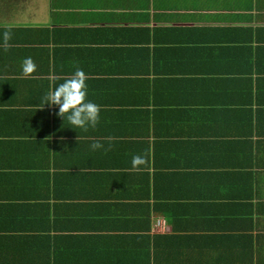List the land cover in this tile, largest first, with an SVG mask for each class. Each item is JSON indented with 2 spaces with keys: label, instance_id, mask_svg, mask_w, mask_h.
I'll use <instances>...</instances> for the list:
<instances>
[{
  "label": "crops",
  "instance_id": "0c3cea01",
  "mask_svg": "<svg viewBox=\"0 0 264 264\" xmlns=\"http://www.w3.org/2000/svg\"><path fill=\"white\" fill-rule=\"evenodd\" d=\"M0 264H264V0H0Z\"/></svg>",
  "mask_w": 264,
  "mask_h": 264
},
{
  "label": "clouds",
  "instance_id": "9594fccd",
  "mask_svg": "<svg viewBox=\"0 0 264 264\" xmlns=\"http://www.w3.org/2000/svg\"><path fill=\"white\" fill-rule=\"evenodd\" d=\"M10 39V33H4V40ZM36 71V64L31 57L24 59L22 64V74L29 76ZM87 77L83 70L77 69L70 78L51 88L44 97L43 107L57 106V115L67 119L69 127L72 129H87L95 127L100 119V106L88 99ZM42 107V108H43ZM93 149L101 148L99 142L91 145ZM143 162L140 156L132 158V166L136 167Z\"/></svg>",
  "mask_w": 264,
  "mask_h": 264
},
{
  "label": "trees",
  "instance_id": "16d2710c",
  "mask_svg": "<svg viewBox=\"0 0 264 264\" xmlns=\"http://www.w3.org/2000/svg\"><path fill=\"white\" fill-rule=\"evenodd\" d=\"M250 90H251V88H250ZM250 92V91H249ZM253 93V94H252ZM257 93V94H256ZM258 95V92H250V93H248V94H244L242 97H240V98H238L237 99V103L236 104H238V105H240L241 103L242 104H246L248 101H252V99H253V95ZM220 134V133H219ZM221 134L222 135H218V136H216V137H219V138H222V137H224V136H226V135H231V134H233V132L232 131H223V132H221ZM248 136V134H246V136L245 137H247Z\"/></svg>",
  "mask_w": 264,
  "mask_h": 264
}]
</instances>
